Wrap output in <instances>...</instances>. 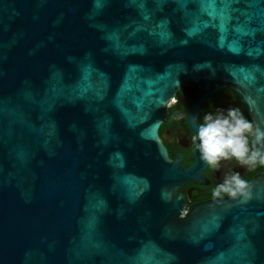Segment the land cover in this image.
<instances>
[{
	"label": "water",
	"instance_id": "95a60500",
	"mask_svg": "<svg viewBox=\"0 0 264 264\" xmlns=\"http://www.w3.org/2000/svg\"><path fill=\"white\" fill-rule=\"evenodd\" d=\"M192 82L264 151V0H0V264H264V169L247 201L176 192L158 129Z\"/></svg>",
	"mask_w": 264,
	"mask_h": 264
},
{
	"label": "flooded vegetation",
	"instance_id": "af4514ba",
	"mask_svg": "<svg viewBox=\"0 0 264 264\" xmlns=\"http://www.w3.org/2000/svg\"><path fill=\"white\" fill-rule=\"evenodd\" d=\"M166 117L162 120L158 134L170 159L185 171L193 167V173L177 188L185 209L214 200L226 199L213 197L215 187L226 176L238 173L247 182L256 178L264 165H241L234 157L221 161L213 168L201 160L194 140L198 127L204 123L205 115L215 114L218 110L227 112L229 108L239 112L253 125V132L247 134L250 150L259 149L254 137V124L239 93L232 87L219 82L204 84L188 83L181 85L166 105Z\"/></svg>",
	"mask_w": 264,
	"mask_h": 264
},
{
	"label": "clouds",
	"instance_id": "9594fccd",
	"mask_svg": "<svg viewBox=\"0 0 264 264\" xmlns=\"http://www.w3.org/2000/svg\"><path fill=\"white\" fill-rule=\"evenodd\" d=\"M253 132V125L239 112L229 108L227 112L218 110L204 117V123L198 129L194 140L202 161L213 168L219 167L221 161L235 158L241 165H264V151L250 150L247 134ZM257 138L264 137V133L256 132ZM215 198L230 197L251 198V189L247 181L238 173L226 176L223 182L215 187L212 193Z\"/></svg>",
	"mask_w": 264,
	"mask_h": 264
},
{
	"label": "snow or ice",
	"instance_id": "6c2138e0",
	"mask_svg": "<svg viewBox=\"0 0 264 264\" xmlns=\"http://www.w3.org/2000/svg\"><path fill=\"white\" fill-rule=\"evenodd\" d=\"M225 3L230 5L232 3V0H225Z\"/></svg>",
	"mask_w": 264,
	"mask_h": 264
}]
</instances>
